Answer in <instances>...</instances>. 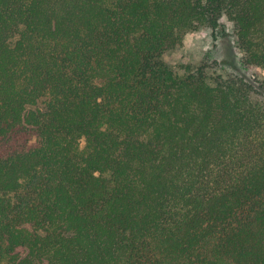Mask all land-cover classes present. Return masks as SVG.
<instances>
[{
  "label": "trees",
  "instance_id": "16d2710c",
  "mask_svg": "<svg viewBox=\"0 0 264 264\" xmlns=\"http://www.w3.org/2000/svg\"><path fill=\"white\" fill-rule=\"evenodd\" d=\"M0 264H264V0H0Z\"/></svg>",
  "mask_w": 264,
  "mask_h": 264
},
{
  "label": "rangeland",
  "instance_id": "374dc122",
  "mask_svg": "<svg viewBox=\"0 0 264 264\" xmlns=\"http://www.w3.org/2000/svg\"><path fill=\"white\" fill-rule=\"evenodd\" d=\"M225 25L226 35L218 32L215 37L207 28L186 34L179 46L162 55L164 62L179 74L183 72L184 65L195 67L206 63L217 65L226 73L252 78L253 72L240 67L239 52L234 42L231 25L229 22Z\"/></svg>",
  "mask_w": 264,
  "mask_h": 264
}]
</instances>
